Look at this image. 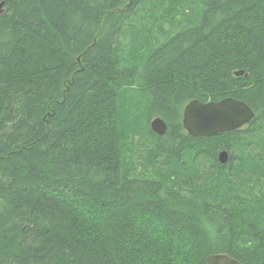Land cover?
<instances>
[{"label": "trees", "instance_id": "obj_1", "mask_svg": "<svg viewBox=\"0 0 264 264\" xmlns=\"http://www.w3.org/2000/svg\"><path fill=\"white\" fill-rule=\"evenodd\" d=\"M224 97L252 119L190 136ZM216 252L264 264V0H0V264Z\"/></svg>", "mask_w": 264, "mask_h": 264}, {"label": "water", "instance_id": "obj_2", "mask_svg": "<svg viewBox=\"0 0 264 264\" xmlns=\"http://www.w3.org/2000/svg\"><path fill=\"white\" fill-rule=\"evenodd\" d=\"M243 73V70L234 71V75ZM253 116L252 109L244 101L232 97L207 102L192 99L183 107L181 122L190 136L210 137L221 132L236 130L247 124ZM149 125L157 135H163L167 129L166 122L160 117L151 119ZM227 158L226 150L217 153L219 163H225ZM205 264L241 263L226 252H216L206 257Z\"/></svg>", "mask_w": 264, "mask_h": 264}, {"label": "bare ground", "instance_id": "obj_3", "mask_svg": "<svg viewBox=\"0 0 264 264\" xmlns=\"http://www.w3.org/2000/svg\"><path fill=\"white\" fill-rule=\"evenodd\" d=\"M176 15H177V14H175L174 16H176ZM178 15H179V14H178ZM179 16H180V15H179ZM181 16H182V15H181ZM173 18H174V17H173ZM174 19H175V18H174ZM178 20H179V19H178ZM189 20H190V19H189ZM175 23H176V22H175ZM190 24H191V23H190ZM190 26H191V25H190ZM133 54H134V53H133ZM128 55H129V54H128ZM133 56H134V55H133ZM136 56H138V55H136ZM136 56H135V57H136ZM142 56H143V55H142ZM138 57H139V56H138ZM130 58H131V57H130ZM133 58H134V57H132V59H133ZM142 58H143V57H142ZM144 59H145V58H144ZM129 60H130L129 63L131 64V61H133L134 59H133V60L129 59ZM135 60H136V59H135ZM138 60H139V58H138ZM125 62H126V61H125ZM133 62H134V61H133ZM141 62H142V61H141ZM134 63H135V62H134ZM134 63H133V64H134ZM126 64H127V63H126ZM130 64H128V65H130ZM123 65H124V63H123ZM123 65H122V66H123ZM116 66H117V65H116ZM141 66H142V64H141ZM133 70H135V69H133ZM137 70H138V69H137ZM138 72H140V71H138ZM135 73H136V72H135ZM126 75H127V74H126ZM131 76H132V75H131ZM116 78H117V77H116ZM117 80H118V79H117ZM119 80H120V79H119ZM128 90H129V89H128ZM123 93H124V92H123ZM125 95H126V94H125ZM125 95H124V96H125ZM127 95H128V94H127ZM131 95H132V94H131ZM134 97H135V96H134ZM139 97H140V96H139ZM143 100H144V99H143ZM138 101H139V103H140V100H138ZM144 101H145V100H144ZM136 102H137V100H136ZM145 102H146V101H145ZM143 104H144V103H143ZM146 104H147V103H146ZM140 105H142V104H140ZM142 106H143V105H142ZM137 107H138V106H137ZM141 109H142V108H141ZM143 112H144V111H143ZM138 113H139V111H138ZM157 136H158V135H157ZM224 150H225V149H224Z\"/></svg>", "mask_w": 264, "mask_h": 264}, {"label": "rangeland", "instance_id": "obj_4", "mask_svg": "<svg viewBox=\"0 0 264 264\" xmlns=\"http://www.w3.org/2000/svg\"><path fill=\"white\" fill-rule=\"evenodd\" d=\"M167 21H165V22H162L163 23V26H165L166 28H168V23H166ZM234 152V151H233ZM234 153H236V152H234ZM136 167H137V169L138 170H143V165H141V164H136ZM146 174H148V173H146Z\"/></svg>", "mask_w": 264, "mask_h": 264}]
</instances>
